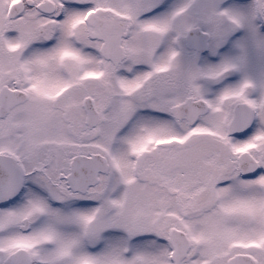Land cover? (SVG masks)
Here are the masks:
<instances>
[{"label":"snow or ice","instance_id":"1","mask_svg":"<svg viewBox=\"0 0 264 264\" xmlns=\"http://www.w3.org/2000/svg\"><path fill=\"white\" fill-rule=\"evenodd\" d=\"M0 264H264V0H0Z\"/></svg>","mask_w":264,"mask_h":264}]
</instances>
